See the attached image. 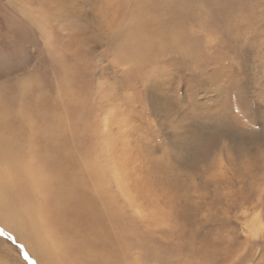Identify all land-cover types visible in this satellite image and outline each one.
Instances as JSON below:
<instances>
[{
    "label": "rangeland",
    "instance_id": "obj_1",
    "mask_svg": "<svg viewBox=\"0 0 264 264\" xmlns=\"http://www.w3.org/2000/svg\"><path fill=\"white\" fill-rule=\"evenodd\" d=\"M30 96L60 116L63 162L101 166L120 254L75 233L78 252L36 215L29 245L0 200V264H54L47 247L59 264H264V0H0V107Z\"/></svg>",
    "mask_w": 264,
    "mask_h": 264
},
{
    "label": "bare ground",
    "instance_id": "obj_2",
    "mask_svg": "<svg viewBox=\"0 0 264 264\" xmlns=\"http://www.w3.org/2000/svg\"><path fill=\"white\" fill-rule=\"evenodd\" d=\"M29 100V104L31 106L35 105V109L31 108L28 111L29 113L25 114L23 112H20V104H18L17 100L14 101L13 107H10L8 109L0 107V113L7 116V119H3L0 115V133L5 132L8 136H10V140H21L22 142V145H18L17 143L14 144L11 143L7 138H3L0 135V153H8V156L4 158V160H0V169L4 167V165H2L4 163L6 165V168H9L8 170L12 174L11 177H13V181L8 180L9 178L4 179V181L3 177H1L0 175V179H2L3 182L2 183L0 181L2 183L0 186V192L3 193L4 196H6L5 199H3L4 196H2L0 200L2 205H5V207L10 210V212H12L11 219L14 221V224H12L15 227L16 232L19 233V235L26 233L25 235L27 237L25 239L29 242V245H32V241L29 236L33 239V241H37V239H39L44 242L46 239L45 236L47 237L49 235L53 236L55 240L59 239V243L60 241H66L68 243L71 242L73 247L76 249V251L78 250V252L82 251L81 246H79L80 244L77 243V240L70 237L75 235V233L81 234L82 239L85 241L87 237L95 238L92 239L91 246L97 248V250L99 249L101 255L106 254L109 257H113L114 254H120V252L118 251H113L114 249L120 248V246L114 248L113 243L108 242L107 239L109 237H107V232L109 231V229L112 230V217L114 215H118V212L116 207L110 202V194L104 188V183H102L101 177L97 173L99 171V168L97 170L96 167L99 165L96 164L94 169L92 160L88 159H85L81 163L75 162V164L73 165H68L63 162L64 158L67 161L70 153L66 148L55 146L58 138L60 137V134H62L61 132H63V126L60 116H49L46 113H43L40 110L36 109V103L38 99H35V97L33 98L32 96H30L28 98V101ZM16 122H24V125L22 124L20 126H17ZM17 131L19 132L20 136L16 137L15 135ZM35 140H39L43 143H51L52 146L49 148L38 147L36 150H34V147H31L30 150L26 148L28 150L24 151L26 145H30L31 143L33 146ZM24 145L25 147L23 148ZM25 152H28V158H26L27 155L25 154ZM89 152V149H87V156L88 154H90ZM58 154L60 157L56 156ZM84 157L85 156H83V159ZM61 159L62 161L60 162ZM99 167L101 168V166ZM35 170H41V173H44L46 175L48 174L49 176L51 174L55 175V180L48 184L49 188L44 187H47L46 184L51 181L52 178H45L46 176H43L44 178L39 177V179L34 178L33 171ZM115 183L118 187L116 189H119L120 194L124 193L121 180L117 175L115 176ZM5 184L7 188L3 192L2 186ZM75 184H78L80 189H76L77 187L74 188ZM42 188H44L45 191L42 190ZM43 193L48 196V198L45 197V199L49 201L50 207L45 206L47 205L46 202L43 207L40 206L42 209L40 210L39 204L44 199ZM39 196L41 199L39 198ZM7 199H10V201H8ZM12 200H14V210L12 209ZM18 203L21 206L26 207V218H22L20 216V212H18V210L16 209L15 206ZM35 215L37 216V218L39 217L40 220L42 219L44 221H49L48 226L50 228L45 227V230L42 229V222L38 223ZM64 223H68L67 225H69L70 227H72L73 224H76L74 228H69L70 230H68V236L62 229V224ZM43 226L47 225L44 223ZM122 229L124 228L121 227V230ZM42 230H44L45 236L42 235ZM59 231H62L61 234L64 235H61L60 237L54 236V234L57 235ZM69 246L70 245H68V247ZM50 250L51 248L48 249L47 247L48 253L46 257L50 258V260L54 262V264H59L57 257L54 255V253H51ZM62 258V260H64V257ZM105 260L106 258L102 257L101 264H105ZM81 261H79L80 264H85ZM67 262L69 263V259L67 260Z\"/></svg>",
    "mask_w": 264,
    "mask_h": 264
}]
</instances>
